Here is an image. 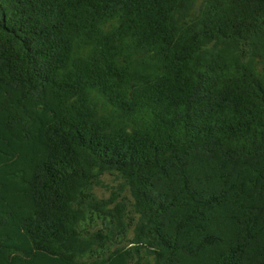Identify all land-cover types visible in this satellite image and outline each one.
<instances>
[{
	"label": "trees",
	"instance_id": "obj_1",
	"mask_svg": "<svg viewBox=\"0 0 264 264\" xmlns=\"http://www.w3.org/2000/svg\"><path fill=\"white\" fill-rule=\"evenodd\" d=\"M0 264H264V0H0Z\"/></svg>",
	"mask_w": 264,
	"mask_h": 264
},
{
	"label": "rangeland",
	"instance_id": "obj_2",
	"mask_svg": "<svg viewBox=\"0 0 264 264\" xmlns=\"http://www.w3.org/2000/svg\"><path fill=\"white\" fill-rule=\"evenodd\" d=\"M107 181H108L109 183H111L109 179H108ZM98 193H99L100 195H105V196H108V195H109V192H102V191H101V192H98Z\"/></svg>",
	"mask_w": 264,
	"mask_h": 264
}]
</instances>
